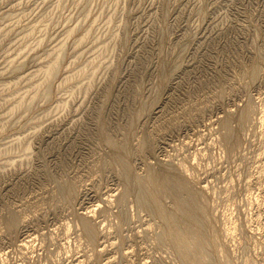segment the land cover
I'll use <instances>...</instances> for the list:
<instances>
[{
    "label": "rangeland",
    "instance_id": "1",
    "mask_svg": "<svg viewBox=\"0 0 264 264\" xmlns=\"http://www.w3.org/2000/svg\"><path fill=\"white\" fill-rule=\"evenodd\" d=\"M170 217L264 264V0H0V264H192Z\"/></svg>",
    "mask_w": 264,
    "mask_h": 264
},
{
    "label": "bare ground",
    "instance_id": "2",
    "mask_svg": "<svg viewBox=\"0 0 264 264\" xmlns=\"http://www.w3.org/2000/svg\"><path fill=\"white\" fill-rule=\"evenodd\" d=\"M78 105V104H77ZM219 120V119H218ZM217 122V121H216ZM219 124V123H218ZM226 127V126H225ZM229 136V135H228ZM18 138V137H17ZM18 140V139H17ZM20 140V139H19ZM152 182V180H150ZM144 193V192H143ZM152 202H155V200H151ZM145 206V205H144ZM93 212V211H92ZM190 212V211H189ZM188 213V212H187ZM86 216V215H85ZM189 217V216H188ZM168 229L166 231L167 236L169 238H171V240H173V243H175L177 245V248L179 249L180 247V251L183 257H185L186 261H188V263H192V264H206V257L204 256L203 253L198 252L196 254H192L191 252H189V245H200L201 241L199 238H189L187 236V232L186 231H179L178 229H176V223L175 220H173L172 217L168 218ZM179 224V223H177ZM87 226V225H86ZM87 229V228H86ZM84 230V229H83ZM91 231V230H90ZM92 232V231H91ZM201 232V231H200ZM88 235V234H87ZM90 235V234H89ZM167 239V238H166ZM206 239V238H205ZM208 241V240H207ZM29 242V241H28ZM193 245V246H194ZM173 246V245H172ZM186 247V248H185ZM198 254V255H197ZM209 264V263H208Z\"/></svg>",
    "mask_w": 264,
    "mask_h": 264
}]
</instances>
